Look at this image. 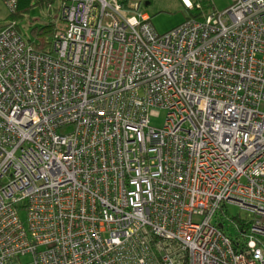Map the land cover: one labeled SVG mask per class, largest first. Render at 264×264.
Here are the masks:
<instances>
[{
  "label": "built area",
  "instance_id": "built-area-1",
  "mask_svg": "<svg viewBox=\"0 0 264 264\" xmlns=\"http://www.w3.org/2000/svg\"><path fill=\"white\" fill-rule=\"evenodd\" d=\"M126 8L62 5L54 54L0 34V264H264V0L161 35Z\"/></svg>",
  "mask_w": 264,
  "mask_h": 264
},
{
  "label": "rangeland",
  "instance_id": "rangeland-1",
  "mask_svg": "<svg viewBox=\"0 0 264 264\" xmlns=\"http://www.w3.org/2000/svg\"><path fill=\"white\" fill-rule=\"evenodd\" d=\"M120 3L125 1L126 10L128 14L140 15L141 13L148 14V19L150 18V22L154 29L158 33H164L170 30L173 27L178 26L180 23L186 20L190 15V9H187L181 2V0H117ZM193 3L199 2L202 5V17L211 14L213 11H223L228 8L233 0H190ZM123 3V4H124ZM35 5L34 2L32 6ZM59 4H53L51 7V15L54 20L59 22ZM125 9V8H124ZM9 9L4 4L2 0H0V22L7 18L9 15ZM199 11V10H198ZM42 12L38 6H33L31 14L25 15L22 20H18L19 30L22 33V36L27 40L29 38H33V35L30 33V29L28 25L29 18L31 16L38 17L42 15ZM141 12V13H140ZM142 15V14H141ZM47 17V15H46ZM38 21H32L31 24H35ZM41 23V22H40ZM166 116V111L164 109H159L157 114L152 116L150 119V123L154 127H162L164 124ZM71 130V127L63 128L62 131ZM20 216L25 218V211L23 209L19 210ZM251 218V213L245 208L240 207L237 204L229 203L223 207V210H218L213 217V221L217 223H222L224 225V230L228 233L235 234L238 230L233 224L232 221L240 224L245 221H249ZM30 259L29 256L24 257L23 262H28Z\"/></svg>",
  "mask_w": 264,
  "mask_h": 264
},
{
  "label": "trees",
  "instance_id": "trees-1",
  "mask_svg": "<svg viewBox=\"0 0 264 264\" xmlns=\"http://www.w3.org/2000/svg\"><path fill=\"white\" fill-rule=\"evenodd\" d=\"M2 1L8 7L10 11H9V15L7 16V18L4 19L2 22H0V34L5 30H16L18 33L22 35L21 31L19 30L17 21L22 20L25 17V15L31 14L33 6H38L41 11H44L46 9V12L41 13L42 15H39L38 17H35V18L34 16H31L29 18L27 26H29L30 33L33 35V38H29V40L28 39L27 40L30 42V44L33 47V50H35L36 52L44 53V54H54L53 41H54L55 35L59 30L65 28V23L61 15V7L62 5L73 3L75 2V0H14L13 6L8 5L4 0ZM33 2L35 5L32 6ZM124 2L125 1H123V3ZM55 3L57 5L59 4V8H58L59 18L58 19L59 21H61L62 24L55 21L53 16L51 15L52 11L50 9ZM125 3L123 4L124 6H126ZM187 9H190V15L186 19L203 18L202 12H201L202 5L199 2L193 3L192 8H187ZM32 21H38V22L35 24H31ZM106 22H109V20H107ZM152 28L157 34L161 35V34H164L170 31L171 29L175 27L171 28L170 30L164 33H158L154 29L153 26ZM23 39L25 38L23 37ZM251 220H252L251 218L249 219L248 222L243 220V222H241L240 224H237L236 222L232 221L233 224H235L236 229L238 230L235 234L226 232L224 230V225L222 223H217V224L226 233V235L230 237L233 245L237 246L238 243L243 241L244 239L243 235L249 228Z\"/></svg>",
  "mask_w": 264,
  "mask_h": 264
},
{
  "label": "crops",
  "instance_id": "crops-1",
  "mask_svg": "<svg viewBox=\"0 0 264 264\" xmlns=\"http://www.w3.org/2000/svg\"><path fill=\"white\" fill-rule=\"evenodd\" d=\"M148 15V14H147Z\"/></svg>",
  "mask_w": 264,
  "mask_h": 264
}]
</instances>
